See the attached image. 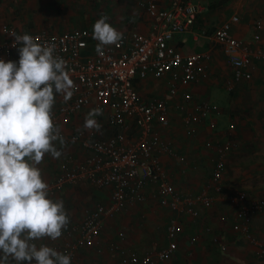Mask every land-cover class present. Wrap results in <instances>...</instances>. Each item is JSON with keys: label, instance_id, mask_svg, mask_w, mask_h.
<instances>
[{"label": "built area", "instance_id": "built-area-1", "mask_svg": "<svg viewBox=\"0 0 264 264\" xmlns=\"http://www.w3.org/2000/svg\"><path fill=\"white\" fill-rule=\"evenodd\" d=\"M136 5L151 20L149 32L130 30L122 32L123 39L116 45L106 46L104 55L97 54V41L92 38V27H76L62 32L47 29L30 32L18 31L9 24L2 26L7 38L0 43V58L12 60L19 45L13 47L15 37L11 33L32 35L40 43H55L57 55L67 61L70 76L76 85L73 96L67 102L63 97L53 108V117L66 143L79 142L88 155L82 161L72 158L48 184L49 192L55 194L67 185L89 182L100 189L110 190V202L98 203L84 210L83 220L66 228L62 234L60 252L71 255V264H157L178 250V236L183 232L180 222L173 220L168 226V244L155 253L140 254L133 248H124L119 242L109 245L110 253L118 256L116 262L86 260L81 250L94 248L101 252L99 244L104 222L120 212L126 204L146 199L149 184H159L154 194L163 206L174 210L198 214L194 205H211L212 189L222 192L225 171L228 167L230 143L208 140L204 154L213 158L212 176L204 189L195 196L179 194L164 169L161 156L174 154L160 131L170 126L176 106L183 113L185 122L202 121L218 107L210 100L194 101L189 87L205 77L212 60L209 51L184 53L174 43L177 36L192 34L195 40L209 34L202 26L200 15L204 4L200 0H135ZM242 21L238 13L224 20L213 32L214 41L221 47L232 75L225 86L231 91L243 80L252 78V66L264 59V47L255 48L261 39L263 21L254 23L252 41L236 37L233 27ZM149 75L165 78L167 92L164 95L144 97L136 87L137 78ZM93 108H101L97 116L101 126H108L112 133L101 136L100 131L79 126L73 132L64 131L62 125H70L75 116L87 114ZM235 123L229 125L233 130ZM184 162V157H179ZM237 204L233 214L231 231L255 247L256 257L264 259V230L258 235L253 229V214L264 212V199H249L245 192L229 197ZM124 233L119 232V236ZM58 240V239H57ZM47 239L42 242L55 244ZM215 241L217 238L214 239ZM197 241L194 236L190 243ZM222 250L228 245L219 241ZM188 264H194L187 259ZM28 264V262L26 263ZM32 264H35L33 260Z\"/></svg>", "mask_w": 264, "mask_h": 264}, {"label": "crops", "instance_id": "crops-1", "mask_svg": "<svg viewBox=\"0 0 264 264\" xmlns=\"http://www.w3.org/2000/svg\"><path fill=\"white\" fill-rule=\"evenodd\" d=\"M65 5L69 6V8L64 10L66 12H63ZM73 5L74 0H0V18L2 19V26L4 24H9L18 31L25 32L41 29H47L52 32H62L76 27H92L93 25L89 20L93 19V17H90L87 11L82 14L78 13L77 10L72 8ZM134 7L132 13H128L124 18L119 19V21L111 19L109 23L121 33L130 30H138L144 33L149 32L151 29L150 18L145 15L136 4ZM16 11L19 12L17 17L15 15ZM59 11L61 15L58 14ZM260 11L262 12L258 11L257 14L253 16V20H242L240 23L235 24L233 27L234 35L242 40L252 41L255 33V21L261 19L264 23V7L260 8ZM205 12L206 7L204 5V11L202 15H200V20L202 26L206 28L209 35L195 40L192 34L187 33L177 36L174 43L184 53L202 51H209L211 53L212 60L207 72V77L198 83L191 84L189 89L193 93L195 102L208 99L218 107V110L212 112L202 121L188 124L183 120L184 114L175 106L170 126L163 129L160 126L157 127L168 146L175 152L172 155L163 154L161 156L162 164L170 181L179 194L192 196L200 193L212 176L213 158L204 154V147L208 140L229 143V140L226 139V130H230L229 125L232 122H236L239 125L235 135L237 141V144L235 143L236 148L230 151L229 162L227 160L228 167L224 176V179L227 178V180L230 181V167H232L233 163L236 165L234 172H241L242 169H245L243 159L240 161L239 158L243 156V153H246L244 150L245 143L254 144L256 146V142L258 141L259 136H254L253 133L250 134L249 131H258L259 129L264 131V59L254 62L252 66L253 75L250 80H243L237 83L234 89L229 91L225 86V82L232 75V66L228 63L223 50L214 41L212 36L216 27L228 18L217 23L215 26H211ZM29 17L33 18L32 22H29ZM2 26L0 27V43L7 38L2 31ZM254 47L256 49L264 47V28L261 39L254 42ZM18 59L19 54L17 49L12 56V60L18 61ZM70 78L73 79L71 76ZM136 87L144 97L164 95L167 92L166 77L155 78L149 75L145 79L137 78ZM221 89H226L230 93L229 100L232 104L229 110H224L225 107L221 105ZM61 98L62 96L59 94L56 96L54 108L60 104ZM218 102H220V105H217ZM224 112L229 113L230 118H228V123H225L222 119ZM85 116V114L80 113L74 117L70 125H62V129L68 132L75 131L79 126H83ZM101 131V136H108L112 133V129L107 125L101 126ZM261 141L264 146V134ZM57 147L60 148L59 142H57ZM258 147L260 146L258 145ZM60 150L62 151L60 158L56 159L51 155H46L43 164L40 165L43 170V178L48 184L65 166L70 165L72 158H74L75 161H82L88 155L79 142L65 143V146ZM179 157H184L185 161L180 162ZM228 185L229 184H226V186ZM87 186L89 189H92V187L95 189L93 191L94 199L89 200L91 193H87L85 200L77 201L81 190ZM159 187V184H149L145 189L147 195L145 200L138 201V203H135L132 207L130 205L126 210L124 209L123 212H119L107 219L104 222V227L99 238L102 251L97 252L96 249L93 250L94 248L81 250L82 258L92 260L90 256H86V253L89 255L90 251H92V254L93 252L97 254V257H95L97 259L94 260L116 262L118 256L115 253H110L108 250L109 245L114 242H119L124 248H133L140 254L146 252L155 253L162 247L167 246L169 241L168 226L173 220L180 222L183 227V232L177 238L179 244L178 250L169 260L164 262L158 261L157 264H167L170 260H172L171 264H188L187 259L192 260L194 264H215L214 257H211V253L215 250V248H213V243L218 244V256L221 252L225 253L229 248L233 256L230 258L233 260H236V258L246 252L245 250L247 249H250L249 251L255 254V247L249 242H244L239 234L230 231L227 235L225 234L224 237V231L222 230L224 224L221 220L222 216L219 217L214 212V209H216L215 207L218 206L219 203H224L227 206L225 212L228 211V220H230L231 230V226H233L234 222L233 214L238 209V206L236 203L230 201L229 197L232 194L245 191L236 189L227 192L224 184V190L222 192L212 189L214 202L206 206L200 203L195 204L194 207L198 211V214L194 215L187 211L174 210L171 206H163L158 197L156 198L154 195ZM245 193L250 200L256 199L247 192ZM50 196L53 199L64 201L66 211L70 213L71 216L67 228L83 220L85 208L94 207L100 202L106 204L110 202V190L100 189L86 181L67 185L60 192L55 194L50 193ZM84 202L86 204L88 202L94 203L84 207V209L82 208L76 211L75 207L77 204ZM69 204H71V206H69ZM130 213L133 214L129 216ZM263 214L264 212L254 213L253 223L255 224L258 217ZM130 221L133 222L132 227L135 224L134 232L130 231L131 226L128 223ZM113 222L116 225H114ZM254 224V231L258 235H261L262 232L258 233ZM105 226L106 229H104ZM110 226H112V230L118 227L117 232H111L109 234L108 228ZM262 228H264V224ZM120 231L124 233L122 236H119ZM113 236L114 238H112ZM194 236L197 237V241L191 244L190 239ZM162 238H165L163 243L161 241ZM215 238H217L216 241L214 240ZM62 241L63 239L60 237L55 244H50L48 246H58V249L56 247L55 249L60 252ZM219 241L228 245L227 250L221 249ZM37 243L40 244L42 242L38 241ZM224 253H222V255H229ZM177 260L179 261L176 262ZM26 263L27 261L22 262V264Z\"/></svg>", "mask_w": 264, "mask_h": 264}, {"label": "clouds", "instance_id": "clouds-1", "mask_svg": "<svg viewBox=\"0 0 264 264\" xmlns=\"http://www.w3.org/2000/svg\"><path fill=\"white\" fill-rule=\"evenodd\" d=\"M108 20L103 15L92 26L100 56L123 39ZM11 35L19 59L0 58V264H71V255L37 242L59 239L70 223L64 201L50 196L40 165L46 155H62L66 142L53 108L56 96L67 102L76 85L55 43ZM102 114L101 108L91 109L83 128L100 131L96 117Z\"/></svg>", "mask_w": 264, "mask_h": 264}, {"label": "rangeland", "instance_id": "rangeland-1", "mask_svg": "<svg viewBox=\"0 0 264 264\" xmlns=\"http://www.w3.org/2000/svg\"><path fill=\"white\" fill-rule=\"evenodd\" d=\"M200 1L206 7L205 15L208 21L211 23V26H215L217 23L223 21L226 18H229L234 13H238L241 16L243 21L247 19L253 20V16L256 15L258 11L262 12L260 11V8L264 7V0H200ZM135 4H136L135 0H74V5L72 6V8H74L75 10H77L78 13H81V14L87 11L88 15L90 17H93V19L89 20V22H91V24L93 25L95 21L103 15H106L109 18L108 22L111 19H115L119 21V19L124 18L128 13H132V10H134L135 8L134 7ZM67 8H69V6L65 5V7L63 8V12H66L64 10H66ZM58 14H60V11L58 12ZM15 15L17 17L19 15V12L16 11ZM29 18H30L29 22H32L33 18L32 17H29ZM1 26H2V19L0 18V27ZM221 93H222L221 105L225 107L224 110H227V109L229 110L232 104L229 100L230 93L226 89H221ZM217 105H220V102H218ZM228 118H230L229 113L224 112L222 119L225 121V123H228ZM234 123L236 127L233 129V131L226 130L225 132L227 133L226 139L229 140L231 151H233L236 148L237 141H236L235 135L239 128V125L236 122ZM249 133L250 134L253 133L254 136L258 135L259 138H258V141L256 142V146L250 143H245L244 145V150L246 151V153H243V156L239 158H240V161H242L243 159L245 169H242L241 172H238V171L234 172V168L236 167V165H234L233 163L232 167H230L231 179L230 181H228L227 178L224 179L223 184L227 192H231L236 189H242L243 191L247 192L249 195L254 196L256 199H264V153H263L264 146L261 141L264 131L262 129H259L258 131H252V132L249 131ZM258 145L260 147H258ZM230 154L231 153L229 152L228 162H229ZM229 166H230V163H229ZM229 182H232V183H229ZM226 184H229V185L226 186ZM94 190L95 189L93 187L92 189H89L88 186L84 187V189L81 190L77 201L85 200L87 193H91L89 200L94 199V195H93ZM93 203L94 202H91V203L88 202L87 204L85 202L78 203L75 209L76 211H78L79 209H82V208L84 209V207L88 205H92ZM135 203H138V202H135ZM135 203L126 204L128 206L126 205L123 206L120 212H123L124 209L126 210V208H128L130 205L132 207V205H134ZM69 206H71V204H69ZM226 207L227 206L224 203H219L218 206L215 207L216 209H214L215 210L214 212L219 217L222 216L221 220L223 221V224H224L222 227V230L224 231V233L223 232L222 233L224 234V237H225V234L227 235L231 231L230 230V220H228V211L225 212ZM131 214L133 213H130L129 216ZM68 215L71 219L70 213H68ZM128 223L131 226L130 231L134 232L135 224L132 227L133 222L130 221ZM263 224H264V214L260 215L258 217L257 222L254 224L258 233L263 232L264 230V228H262ZM104 229H106V226ZM108 229H109V234H110L111 232H117L118 227L112 230V226H110ZM112 238H114V236ZM163 240H165V238L161 239L162 243L164 242ZM43 241H46V239L40 242H43ZM213 244H214L213 248H215V250L213 252L211 251L212 252L211 257L212 258L214 257L215 264H264V259L257 258L256 255L252 253V251H249L250 249L245 250L246 252H244L242 255L236 258V260H233L230 258L233 256L231 255L230 253L231 251L229 248L225 253L221 252V254H219L218 256L217 255V251L219 252L217 248L218 244L217 243H213ZM55 247L57 248L58 246H54L53 248ZM222 253L229 254V255H222ZM86 256H90L92 260L97 259L95 258L97 257V254L95 252H93L92 254V251H90L89 255H87L86 253ZM179 260H177L176 262H178ZM181 262H182V259H181ZM171 263H172V260L168 261L167 264H171Z\"/></svg>", "mask_w": 264, "mask_h": 264}]
</instances>
